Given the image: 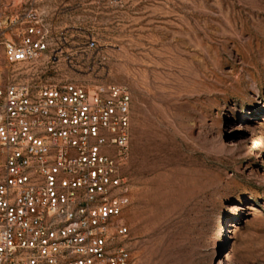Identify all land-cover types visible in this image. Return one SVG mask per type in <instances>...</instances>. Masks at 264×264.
I'll use <instances>...</instances> for the list:
<instances>
[{
	"label": "rangeland",
	"instance_id": "374dc122",
	"mask_svg": "<svg viewBox=\"0 0 264 264\" xmlns=\"http://www.w3.org/2000/svg\"><path fill=\"white\" fill-rule=\"evenodd\" d=\"M30 9L51 37L93 38L105 70L11 65L0 44V85L130 90L131 264H264V147L247 143L264 137V0H0L1 40Z\"/></svg>",
	"mask_w": 264,
	"mask_h": 264
},
{
	"label": "built area",
	"instance_id": "2783aa9c",
	"mask_svg": "<svg viewBox=\"0 0 264 264\" xmlns=\"http://www.w3.org/2000/svg\"><path fill=\"white\" fill-rule=\"evenodd\" d=\"M25 17L19 41L0 32L9 64L45 56L78 72L105 70L93 38L51 37L32 9ZM131 103L122 84L0 85V264H131L122 218Z\"/></svg>",
	"mask_w": 264,
	"mask_h": 264
},
{
	"label": "bare ground",
	"instance_id": "6f19581e",
	"mask_svg": "<svg viewBox=\"0 0 264 264\" xmlns=\"http://www.w3.org/2000/svg\"><path fill=\"white\" fill-rule=\"evenodd\" d=\"M247 143H251V148L254 147L255 149H260L264 147V137L262 134L258 133L255 137H249L247 139Z\"/></svg>",
	"mask_w": 264,
	"mask_h": 264
}]
</instances>
